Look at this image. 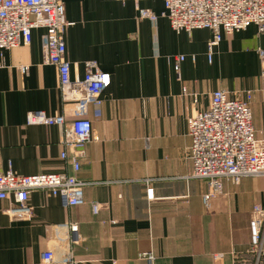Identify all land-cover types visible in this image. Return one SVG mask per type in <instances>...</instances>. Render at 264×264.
Here are the masks:
<instances>
[{"label":"crops","instance_id":"obj_1","mask_svg":"<svg viewBox=\"0 0 264 264\" xmlns=\"http://www.w3.org/2000/svg\"><path fill=\"white\" fill-rule=\"evenodd\" d=\"M63 3L72 23L64 32L71 78L83 77L87 60L110 74L100 106L87 110L99 139L84 145L74 172L60 157L63 149L71 155L60 141L62 127L26 124L33 110L73 117V103L61 101L56 68L43 63L42 29L32 30L28 45L0 50V170L65 172L88 182L83 203L69 207L48 190H32L29 221L11 220L0 199V264H60L68 250L79 264H264L250 252L249 226L253 207L264 208V177L244 176L236 185L223 180L204 204L207 182L190 176L186 122L208 108L213 91L242 98L249 90L252 123L264 137L257 54L264 32L249 24L222 34L208 56L210 30L175 32L161 15L164 0ZM139 9L156 19H139ZM177 55L184 56L178 72ZM70 224L77 226L75 243ZM45 250L52 262L40 261Z\"/></svg>","mask_w":264,"mask_h":264},{"label":"built area","instance_id":"obj_2","mask_svg":"<svg viewBox=\"0 0 264 264\" xmlns=\"http://www.w3.org/2000/svg\"><path fill=\"white\" fill-rule=\"evenodd\" d=\"M124 1V0H120ZM162 16L175 32L208 29L211 37L207 42L208 56L222 34H232L254 24L258 32H264V0H164ZM148 9H139V19H156ZM72 23L66 19L63 0H0V50L18 45H28L33 29H42L40 48L44 64L57 70V89L63 103H73V117L48 115L42 110L29 111L26 124L58 125L62 127L60 141L71 150L60 152L68 159L74 172L80 168L78 158L83 155L84 145L98 140L91 121L87 117L89 105L100 106L101 93L110 85V74L99 69L94 60L84 62L83 77L70 76V63L65 57L64 32ZM264 78V48H258ZM183 55L176 56L174 69L179 70ZM22 72L27 65L19 66ZM252 94L238 98L228 90L217 89L211 93L208 108L187 117L190 144L187 156L191 162L190 176L203 178L207 191L202 195L204 204L222 190L223 180L238 184L244 176H264V137H259L252 123L250 101ZM88 184L73 174L65 172L15 174L11 169L0 170V199L7 200L6 214L11 220L29 221L32 210L28 204L34 189L48 190L57 196L63 206L83 203L82 187ZM147 196H153L148 187ZM94 209L96 204H93ZM250 252L256 261L264 258V208L256 205L249 222ZM72 243L77 242V226L69 225ZM144 256L146 254H143ZM53 252L45 250L40 255L42 263L53 261ZM147 258H152L147 255ZM60 264H79L71 250L63 256Z\"/></svg>","mask_w":264,"mask_h":264},{"label":"rangeland","instance_id":"obj_3","mask_svg":"<svg viewBox=\"0 0 264 264\" xmlns=\"http://www.w3.org/2000/svg\"><path fill=\"white\" fill-rule=\"evenodd\" d=\"M183 91H184V88H183ZM258 177V176H257ZM259 177H264V176H259ZM255 207V206H254ZM254 207H253V209H254ZM253 211V210H252ZM252 213V212H251Z\"/></svg>","mask_w":264,"mask_h":264}]
</instances>
